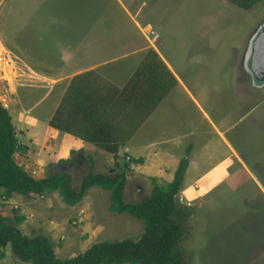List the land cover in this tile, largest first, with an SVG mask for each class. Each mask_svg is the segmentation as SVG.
<instances>
[{
	"label": "rangeland",
	"instance_id": "374dc122",
	"mask_svg": "<svg viewBox=\"0 0 264 264\" xmlns=\"http://www.w3.org/2000/svg\"><path fill=\"white\" fill-rule=\"evenodd\" d=\"M149 49L178 71L191 94L174 87L119 156L97 158L93 170L124 172L127 203L152 189L150 177L132 158L127 161L128 155L148 158L162 177L158 181L169 182L177 163L188 157V143L195 151L202 141L217 138L193 95L210 120L226 129L236 161L226 168L227 180L204 199L188 204L177 194V205L191 212L180 243L184 259L187 264H264V0L249 10L226 0H0V102L14 126L15 158L36 179L59 160L48 117L60 101L67 70L71 75L93 66V72L121 87ZM69 54L72 64L63 60ZM92 155L73 156L79 163L75 186ZM157 160L169 165L161 169ZM109 195L95 186L74 206L65 205L57 192L22 198L21 212L18 197L14 202L25 217L22 232L44 235L56 256L65 259L97 241L142 235L141 220L108 210ZM15 203H2L8 221ZM0 264L29 263L17 260L7 245L0 250Z\"/></svg>",
	"mask_w": 264,
	"mask_h": 264
},
{
	"label": "trees",
	"instance_id": "16d2710c",
	"mask_svg": "<svg viewBox=\"0 0 264 264\" xmlns=\"http://www.w3.org/2000/svg\"><path fill=\"white\" fill-rule=\"evenodd\" d=\"M242 10H249L261 0H226ZM177 80L153 49L147 50L129 79L118 87L93 71L71 78L48 125L95 145L118 157L121 147L132 138L162 100L176 86ZM18 148L14 126L8 110L0 102V196L9 200L14 195L36 198L57 192L67 206L82 200L87 190L101 187L110 192L108 210L128 213L143 222V233L137 239L103 240L84 252L60 259L50 240L42 234H22L19 225L23 217L13 210V221L2 215L0 202V250L10 245L17 260L29 264H187L180 246L185 234V222L190 208L178 206L176 196L181 190L188 157L182 158L169 182L150 178L152 189L136 203H127L124 172L102 173L88 170L74 185V173L79 169L73 156L83 150L71 151L72 158L59 159L46 176L36 179L15 160ZM191 146L186 148V154ZM126 155V154H125ZM138 163L137 159H132ZM130 158L127 161L133 162ZM117 163V162H116Z\"/></svg>",
	"mask_w": 264,
	"mask_h": 264
},
{
	"label": "crops",
	"instance_id": "0c3cea01",
	"mask_svg": "<svg viewBox=\"0 0 264 264\" xmlns=\"http://www.w3.org/2000/svg\"><path fill=\"white\" fill-rule=\"evenodd\" d=\"M130 54H133V53H130ZM72 55L73 54H69V55L65 56L63 58L64 63L69 62L72 64V62H73L72 57H71ZM91 55H92V53H90V56ZM123 57L124 56H120L114 60H120ZM166 65L169 66V64H166ZM95 70H96V68L91 66V67H88L86 69L79 70L76 73L71 74V75H69V73L71 72V69L67 70L66 74L68 75V77H67V81H66V85L64 87V90L61 94V98H62V96H63V94H64V92H65V90H66V88H67V86H68V84H69V82L73 76L78 75V74H82L85 72H89V71H95ZM170 71L173 73V75L175 76V78L177 80L176 86L182 87L186 92H188L189 89L187 88L185 81L180 76L178 71L177 72H174L173 70H170ZM237 75H238V72H237ZM237 80H238V77H237ZM116 86H118V85H116ZM118 87H120V86H118ZM188 93H190V91ZM191 96H192L194 103L201 110L203 117L208 120V125L215 130V132L217 134V138L214 141H209V140L202 141L201 144L199 145V147L195 151L193 149L194 146L191 145L192 142L187 144V146L190 145L193 148L191 149V152L188 155L189 165H188V168L186 169V172L184 175V179L182 182L179 197L181 199H184V201L187 202L188 204L195 201L196 199H202V198L204 199L205 197H207L208 193L214 188V186L220 185L222 182H225L227 180L226 179L227 178L226 177V173H227L226 168L228 166H230L231 163H234L236 161V158H235L236 151L234 150V148L232 146H230V144L228 143V141L225 137L226 136L225 135L226 129L225 128L221 129L218 127V125L213 123L212 120H210L207 111L200 105L199 101L193 95H191ZM61 98H60V100H61ZM160 106H161V103L157 106V108L152 113H150V115L147 117V119L144 121V123L140 126V128L135 132V134L132 136V138L126 143V145L123 148L127 147V145H129V143L132 141V139L136 137V133L139 134V130L141 128L145 127L147 121L149 119H151V117H153L154 113L157 111V109ZM54 111H53V113H54ZM53 113H51L50 117H48V122H49ZM53 131H54V135H55L54 145H56L55 147H56V151L58 153L57 154L58 159H65L66 157H68V155H70L71 151L77 152L80 149L83 150L82 154H85L86 152L87 153L92 152L93 154L96 153V155L94 157L92 155V158H94V159H92L94 164H96L98 162V160H96L97 158H100L103 155H104L103 157H111V155H112L110 153H106L105 151L96 147L95 145L84 142L81 139H79L75 136H72L68 133L61 132V133H63L62 136L57 137L55 131H58V130L54 129ZM189 134L192 135L191 132H189ZM190 135H188V137H191ZM192 144H194V143H192ZM120 149H119V152H120ZM119 152H118V156H119ZM128 158L135 159L134 157L129 156V155H128ZM66 159H68V158H66ZM15 160L18 163L17 158H15ZM137 160H138V165H139L140 170H143L140 172L145 174V176H149L150 178L154 177L157 179L162 178L161 175H156L152 171L151 167H152V164H154V162L148 160V158H145L144 156H139L137 158ZM157 162L159 163L158 166L161 169H162V167H164V166L167 167V165H169V162H167L166 165L164 163H162L160 160H157ZM178 163H177V165H178ZM18 165L20 166L19 163H18ZM162 171L164 173H166V170H162ZM173 174H174V172H173ZM172 178H173V175H172ZM172 178H171V180H172ZM164 179L165 178H163V180ZM188 191H190V192L187 194ZM14 196L11 197L9 200H4L3 202L13 204V203H15L14 198L18 197V198H16L18 203L17 202L16 203L20 204V206H21L20 212L26 208V206H24L26 201L23 200L22 198H25L26 200L33 199V198H28V197L23 196V195H14ZM16 203L12 207V209L16 210L17 214L19 216H22L25 219V217L23 216L22 213L19 214V208L17 207ZM22 223L24 224V222H22ZM21 224L19 225V227H20L19 229L22 232L23 231L22 230L23 224L22 225ZM22 234H24V233L22 232ZM24 235H27V234H24Z\"/></svg>",
	"mask_w": 264,
	"mask_h": 264
}]
</instances>
